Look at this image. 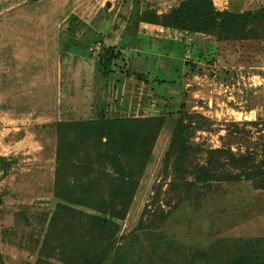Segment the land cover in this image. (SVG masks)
<instances>
[{"label":"rangeland","instance_id":"rangeland-1","mask_svg":"<svg viewBox=\"0 0 264 264\" xmlns=\"http://www.w3.org/2000/svg\"><path fill=\"white\" fill-rule=\"evenodd\" d=\"M183 1L0 0V264H264V182L190 174L207 163V149L245 152L239 141L264 160V39L221 40L145 21ZM213 2L234 13L264 7ZM113 48L120 58L104 65ZM102 113L165 120L143 173L135 168L126 217L104 234L94 208L56 196L59 167L65 185L81 179L72 164L86 163L94 144L80 145L61 124ZM182 113L195 116L200 153L177 169L167 154ZM103 165L91 175L108 199L118 176Z\"/></svg>","mask_w":264,"mask_h":264},{"label":"trees","instance_id":"trees-1","mask_svg":"<svg viewBox=\"0 0 264 264\" xmlns=\"http://www.w3.org/2000/svg\"><path fill=\"white\" fill-rule=\"evenodd\" d=\"M144 18L149 24L180 31L215 35L221 40L264 39V7L255 11L234 13L229 10H218L213 0H185L168 14L147 13ZM111 50L110 57L103 61L104 65L112 64L121 56L120 51H115L114 48ZM194 117L182 113V118L174 128L167 155L168 157H175L177 169L179 165L187 163L200 153V149H196L192 145V137L197 130L194 128L197 122L192 120ZM197 117L203 120L202 116ZM164 122L165 120L162 118H109L102 113L95 120L61 124V128L64 127L71 132L74 130V135L81 137L80 145L84 143L87 145V142H94V144L93 146L89 145L86 150L88 153L92 151V155L86 163L72 164V168H77L76 171L85 173L81 179L78 177L79 173L75 174L74 183L65 185L59 167L56 181L57 198L80 206L94 208L103 216L94 218V226L102 234L108 231L111 225H115L118 220H124L138 188L135 168L138 165L141 173H143L151 159L152 149ZM251 124L258 126V122ZM74 141L76 142L74 139L71 141L72 147L77 154L78 150ZM239 145L245 147V152L236 154L231 149L225 148L205 150L208 155L207 163L201 166L195 165L194 171L190 173L191 176H195L197 182L256 179L264 182V160L256 163L254 149L249 145H243L242 141H239ZM222 160L224 162H221ZM2 162H5L4 158L0 159V163ZM96 162L101 167L106 166L103 165L104 162L111 164L117 172L116 176L118 177L114 178V189L107 196L108 199L99 194L100 191L97 189L100 186V181L91 175ZM229 166L240 170L239 175L218 172L221 168ZM1 203L0 197V205ZM252 263L261 264V260Z\"/></svg>","mask_w":264,"mask_h":264}]
</instances>
